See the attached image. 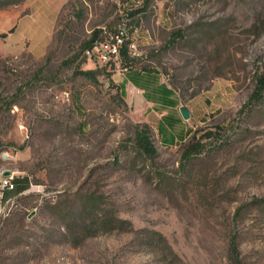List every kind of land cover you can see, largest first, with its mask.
<instances>
[{"label":"rangeland","instance_id":"1","mask_svg":"<svg viewBox=\"0 0 264 264\" xmlns=\"http://www.w3.org/2000/svg\"><path fill=\"white\" fill-rule=\"evenodd\" d=\"M58 3L0 0V179L29 184L0 196V264H264V0ZM120 31L190 111L184 143L163 146L125 74L83 57Z\"/></svg>","mask_w":264,"mask_h":264},{"label":"crops","instance_id":"2","mask_svg":"<svg viewBox=\"0 0 264 264\" xmlns=\"http://www.w3.org/2000/svg\"><path fill=\"white\" fill-rule=\"evenodd\" d=\"M58 0H48L50 9H57L59 7ZM33 12L26 14L23 18H28L29 15H33L38 9L32 8ZM12 15L5 18V22L12 19ZM23 18L20 19L18 27L20 26ZM12 22V20H11ZM136 84L131 80H128L129 73L124 75V79L121 84H124L126 97L125 100L131 101L138 106H146L148 111L158 115V119L153 125V129L156 131L160 142L165 147H174L184 142L193 134V128L188 124V120L184 119L180 107L181 104L176 97L175 92L170 88L163 80L161 73L156 69L138 68ZM19 186V183L17 187ZM14 191H5L6 202L20 193L15 194ZM22 193V192H21ZM2 202V201H1Z\"/></svg>","mask_w":264,"mask_h":264},{"label":"trees","instance_id":"3","mask_svg":"<svg viewBox=\"0 0 264 264\" xmlns=\"http://www.w3.org/2000/svg\"><path fill=\"white\" fill-rule=\"evenodd\" d=\"M14 29L15 28L10 29L9 33L13 32ZM100 32H96L94 34V36L92 37V39L89 40L85 44V49L92 47L95 41L102 39V38H99ZM6 35H7V33H3V34H0V37H6ZM123 35H125L124 32H123ZM170 41L172 44H174L176 41V37L171 38ZM128 43H129V41L126 40L125 44L121 47V50H120V66H121V68H127V72L125 73V75L129 73V76L127 79L131 80L133 83L136 84L137 80H136L135 76L137 75V73L141 74L138 71V68H141L142 70H145L148 68L149 69H156V68L152 67V66H147V65H143V66L136 65L135 62L132 61V60H135L136 57L131 56V54L128 50ZM99 73L100 72L98 70L84 71V70L78 69L75 71L76 76H83L85 78L92 79L93 81H97ZM120 87H121V92H122L123 98L125 100L126 93H125L124 84H120ZM263 89H264V86L260 85L259 89L253 95V99L251 100L252 103H254L255 101H258L261 98V93H262ZM182 143H184V138H182ZM201 147H202V144H200V142H196V143L191 144L190 146H188V148L185 149V151L183 153V157L185 159H188L189 157H191V155L200 152ZM134 149H135V152H137L138 154L145 156L147 158H150V159H153L157 155V149L155 148V146L153 144V141L151 139L150 134L146 130H138L137 131ZM18 181H20V180L15 179V178L13 179L15 188L11 191H14L16 189V187L18 185ZM21 185L23 186V188L21 190H19L18 193L25 191L27 189V187L29 186L27 181H21ZM21 185H19V186H21ZM4 198H5V192L3 194L2 200ZM260 203H264V200H262ZM230 248H231V252L236 257H238V248L236 245V240H233L231 242Z\"/></svg>","mask_w":264,"mask_h":264},{"label":"built area","instance_id":"4","mask_svg":"<svg viewBox=\"0 0 264 264\" xmlns=\"http://www.w3.org/2000/svg\"><path fill=\"white\" fill-rule=\"evenodd\" d=\"M126 38L123 35V31L116 34H110L105 39H99L94 42L93 46L86 48L83 51V57L90 60H95L96 62L103 65H110L115 68L120 69L124 74L127 72V68H121L120 66V50L125 44ZM136 41H131L128 43V50L132 55H139L138 50H135ZM13 176H3L0 179L1 183V198L6 190H13L15 188Z\"/></svg>","mask_w":264,"mask_h":264},{"label":"water","instance_id":"5","mask_svg":"<svg viewBox=\"0 0 264 264\" xmlns=\"http://www.w3.org/2000/svg\"><path fill=\"white\" fill-rule=\"evenodd\" d=\"M180 111H181V114H182L184 119L188 120L191 118V113L186 106H181ZM10 175H11V172H9V171L4 173V176H6V177H8Z\"/></svg>","mask_w":264,"mask_h":264},{"label":"bare ground","instance_id":"6","mask_svg":"<svg viewBox=\"0 0 264 264\" xmlns=\"http://www.w3.org/2000/svg\"><path fill=\"white\" fill-rule=\"evenodd\" d=\"M135 50H138V49L136 48V45H135Z\"/></svg>","mask_w":264,"mask_h":264}]
</instances>
